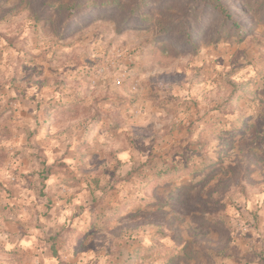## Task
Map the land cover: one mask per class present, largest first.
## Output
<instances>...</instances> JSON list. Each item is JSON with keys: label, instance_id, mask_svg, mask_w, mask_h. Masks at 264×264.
I'll use <instances>...</instances> for the list:
<instances>
[{"label": "rangeland", "instance_id": "rangeland-1", "mask_svg": "<svg viewBox=\"0 0 264 264\" xmlns=\"http://www.w3.org/2000/svg\"><path fill=\"white\" fill-rule=\"evenodd\" d=\"M139 1L0 0V264H247L264 0Z\"/></svg>", "mask_w": 264, "mask_h": 264}, {"label": "trees", "instance_id": "trees-1", "mask_svg": "<svg viewBox=\"0 0 264 264\" xmlns=\"http://www.w3.org/2000/svg\"><path fill=\"white\" fill-rule=\"evenodd\" d=\"M196 1L197 3L202 4L205 8L216 13L219 16V18L223 21V23L225 21L233 19L232 11L227 6L225 0H196ZM157 2L158 0H140L139 3L136 5V7L138 6V8H140L141 10H145L146 8L155 7V5H157ZM136 11L137 10H135L134 12ZM236 26H238L237 23L235 27ZM237 31H238L237 34L240 35L241 37L244 35L243 34L244 29L238 28ZM188 36H191V32H188ZM190 39L192 38L190 37Z\"/></svg>", "mask_w": 264, "mask_h": 264}, {"label": "crops", "instance_id": "crops-1", "mask_svg": "<svg viewBox=\"0 0 264 264\" xmlns=\"http://www.w3.org/2000/svg\"><path fill=\"white\" fill-rule=\"evenodd\" d=\"M259 235H247V264H264V207L260 214Z\"/></svg>", "mask_w": 264, "mask_h": 264}]
</instances>
